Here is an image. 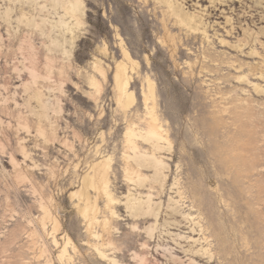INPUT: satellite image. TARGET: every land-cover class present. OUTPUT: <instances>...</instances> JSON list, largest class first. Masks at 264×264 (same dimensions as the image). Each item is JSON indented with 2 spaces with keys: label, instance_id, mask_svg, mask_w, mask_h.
I'll return each mask as SVG.
<instances>
[{
  "label": "rangeland",
  "instance_id": "rangeland-1",
  "mask_svg": "<svg viewBox=\"0 0 264 264\" xmlns=\"http://www.w3.org/2000/svg\"><path fill=\"white\" fill-rule=\"evenodd\" d=\"M43 1L0 0V264H60L64 236L76 247L73 264H111L87 244L83 203L71 196L104 156L119 202L103 239L112 236L106 253L118 264H264V0H82L72 34L51 0L38 15ZM30 18L46 21L41 31ZM121 46L138 64L127 70L134 102L126 111L113 88ZM146 77L171 143L161 152L168 169L163 182L129 189L123 135L144 113ZM150 186L156 219L132 218L128 191L145 200ZM100 198L97 217L110 219ZM40 208L58 220L55 234Z\"/></svg>",
  "mask_w": 264,
  "mask_h": 264
},
{
  "label": "bare ground",
  "instance_id": "bare-ground-1",
  "mask_svg": "<svg viewBox=\"0 0 264 264\" xmlns=\"http://www.w3.org/2000/svg\"><path fill=\"white\" fill-rule=\"evenodd\" d=\"M47 2L48 0H44L43 4L39 5V7L37 8L38 15L44 16L45 13L49 14L46 9ZM51 2H52V5L55 7V11H54L55 13H60V12H56V10L57 11L60 10L63 13L62 15H58L57 24L59 27L64 28L67 32L72 34L73 29H77L80 26H82L83 24L82 22V13H83L82 0H51ZM21 11H24V10L22 9ZM22 16H24V14H22L21 17ZM27 20L29 19L27 18ZM45 22L46 21L43 18H41L40 21H36V20L27 21V24L28 25L32 24L35 29H38L41 31V25L44 24ZM178 23L182 27L183 26L187 27L188 31L191 32V35L195 34L196 31H198L199 29L197 27L191 26V20L189 18H185V19L180 18ZM51 45H53L54 48H56L54 41L51 42ZM48 51L52 52V49L48 48ZM121 52L123 56V61L115 63L114 74H113V84H114L113 88L115 91V101H116L117 107L121 110L126 111V109H128L134 102L133 93L130 92L129 90V83H130L131 77L129 76L127 70L128 69L134 70L138 64L136 63L135 60H133L129 56L127 51L122 46H121ZM54 64H55V61H54ZM93 69L103 79L105 78V72L103 68L100 66V64L98 63V61L93 62ZM33 72L34 71H32V74L30 75H33ZM49 73L51 74V72ZM33 77L35 78L36 76H33ZM36 79H38V77ZM145 82H146V88H144L142 91L144 113L142 116L138 118L137 122L130 121L128 123V125L125 128L124 135H123V152H122L121 158L124 163V167H123L124 179L127 185L129 186V189H130V186L132 185L140 186L141 184H144V182L148 180L151 181L152 185H154L155 183H160L161 180L165 179L166 177L165 171L168 169V165L164 161V158L161 155V152L164 150L168 151L170 149L171 143L168 140L167 131L165 130V128L164 129L162 128V124L160 123L161 121L159 117L157 116L158 114L156 111V103H155L156 96H155L154 84L148 77L145 78ZM90 86L93 88L96 96H99L101 94V85L98 80H96L95 78H92L90 80ZM143 144L148 145V148H145L146 146L143 147ZM111 162H112L111 157L104 156L100 158V160L94 162L93 164H90L88 167V172H86L81 178L80 189L72 193L71 196L76 197V200L78 198L79 202L81 201L83 203V206L81 207L80 205L78 208L79 213L81 214L82 218L86 222V227H87V231L89 232V236L92 239H94L92 244L91 243H87V244H89L90 247H92V249L97 253L99 258L111 264H118V261L112 255L108 254L109 252L106 253L107 252L106 249L108 251H112L114 249L113 247L114 243H113V240L111 239L112 236L106 240L103 239V234H109L110 231L114 229L112 222L116 218H118L116 212L113 210V206L116 203H118L119 200H117L109 191V182H110L109 173L111 169ZM144 168L149 169L153 172V176L151 178L150 176L145 175L144 172L142 173V170H144ZM153 189L155 188L153 186H150L149 189L147 190L148 192L146 191L145 200L143 199L140 200L136 198L137 196L134 197L128 191V195L126 196V201L124 203V206H125V209L129 213H131L132 218L139 219L142 216L143 218L147 219V221L148 220L150 221L153 218L156 219L155 212L153 209V206L155 205V203L152 201V197L154 195L152 196L150 193V191ZM90 190L93 191L97 195V196L95 195L93 201L90 199V196L88 193ZM98 195H101V198L103 197L105 199L104 208H105V212L107 211L110 214L109 215L110 219H108L105 216L101 217V220L98 219L97 214L99 213V209H100L97 206ZM175 203L178 204V202H175ZM42 210L44 214L43 218L49 219L48 223H50L51 221L52 231H53L52 234H55V232H57L60 226L58 220H56L52 216L50 217L49 215L50 213L46 211L45 208H43ZM183 216L186 217L187 219L189 217V214H183ZM195 223H198V222L196 221ZM45 224L46 223H44V225ZM95 226H97L98 229L100 228L101 230L100 233L93 231V229H95ZM132 228L136 229L137 224H132ZM147 231H149L148 233H151L152 228L149 226ZM56 241L57 240L53 238L52 242H54V244L57 246ZM68 248H71L72 252L75 253L76 247L73 245L69 237L64 236L63 244L60 246V251L57 255V260L60 262V264H73L72 262L73 258L71 254H69ZM172 259L174 258L172 257ZM140 260L142 262L144 259L141 258ZM50 264H53V263H50Z\"/></svg>",
  "mask_w": 264,
  "mask_h": 264
}]
</instances>
